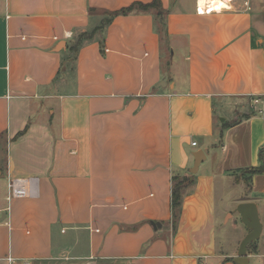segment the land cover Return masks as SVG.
Masks as SVG:
<instances>
[{"label": "crops", "instance_id": "1", "mask_svg": "<svg viewBox=\"0 0 264 264\" xmlns=\"http://www.w3.org/2000/svg\"><path fill=\"white\" fill-rule=\"evenodd\" d=\"M135 1L151 0H0V264H237L217 178L244 187L225 224L240 202L264 210V172H245L264 146V5L161 0L166 43L139 11L73 51ZM199 149L174 225L171 178ZM9 178L31 194L9 196Z\"/></svg>", "mask_w": 264, "mask_h": 264}, {"label": "rangeland", "instance_id": "2", "mask_svg": "<svg viewBox=\"0 0 264 264\" xmlns=\"http://www.w3.org/2000/svg\"><path fill=\"white\" fill-rule=\"evenodd\" d=\"M255 2L258 7L264 5V0H253V3ZM226 179L222 177L217 178V236L219 239V243H225L224 245H222V248L225 251H228L230 249L235 250V248L238 247L241 239L247 233V228L245 224L241 221L240 215L235 210L238 204L233 207L230 212H228L227 220H230V222L228 224H225L224 213L226 209V195L227 200L230 203L231 201L240 197L244 193L243 186L236 185L233 183L228 184ZM4 186L5 175H0V189H2V187L4 188ZM262 204L263 202L259 201V205L261 207L263 206ZM230 206L233 205L230 204ZM259 218L261 223L264 224V210L259 213ZM257 246L260 253L257 259L261 262V264H264V230L263 234L259 238H257L256 241L249 244V246L247 247V253L250 251L256 253L257 251L254 248H256ZM254 261L255 260L253 258L251 264H256Z\"/></svg>", "mask_w": 264, "mask_h": 264}, {"label": "trees", "instance_id": "3", "mask_svg": "<svg viewBox=\"0 0 264 264\" xmlns=\"http://www.w3.org/2000/svg\"><path fill=\"white\" fill-rule=\"evenodd\" d=\"M151 12L154 19L155 29L159 33L160 39L163 43L167 42V33H166V14L167 10L162 7L161 0H151L150 2H140L135 1L130 5L123 7L119 10L110 11L106 13L102 19L101 24L91 31H85L78 34L77 38L74 41L72 46L73 51L75 52L77 48L82 44L85 39H89L93 36V33L96 32L98 28H103L104 25L111 22L113 17L117 14H127L130 12ZM102 47V42H100ZM74 54V53H73ZM253 114V113H250ZM249 116V115H248ZM264 118V114L262 115ZM259 160L261 164L256 167L248 169L247 172L249 175L262 173L264 172V146L259 150ZM171 213H172V223L176 225L177 220L180 215L181 202L183 198V193L187 184H192L193 181L179 173H173L171 178Z\"/></svg>", "mask_w": 264, "mask_h": 264}, {"label": "water", "instance_id": "4", "mask_svg": "<svg viewBox=\"0 0 264 264\" xmlns=\"http://www.w3.org/2000/svg\"><path fill=\"white\" fill-rule=\"evenodd\" d=\"M164 84V82H161ZM223 120V118H221ZM193 165L189 168V173L192 175L198 171L200 163L205 159V152L201 149L193 152ZM236 211L239 213L241 221L245 224L247 228V233L241 239L237 255L233 258V261L237 264H250L249 256L247 253V247L252 242L259 238L262 230V223L259 218L258 208L253 201H244L238 203L236 206Z\"/></svg>", "mask_w": 264, "mask_h": 264}, {"label": "built area", "instance_id": "5", "mask_svg": "<svg viewBox=\"0 0 264 264\" xmlns=\"http://www.w3.org/2000/svg\"><path fill=\"white\" fill-rule=\"evenodd\" d=\"M210 0H207V2L205 3V5L203 7H201L202 9H200V6H197V11L198 12H210L212 10L215 9H219L221 7L212 9V7L209 6ZM191 144L194 146L196 145V141H192ZM8 193L9 196L11 197H21V196H25V195H29L32 192V187L28 184L25 183L24 179L21 178H9L8 179ZM198 264H207V262L205 261H200Z\"/></svg>", "mask_w": 264, "mask_h": 264}, {"label": "bare ground", "instance_id": "6", "mask_svg": "<svg viewBox=\"0 0 264 264\" xmlns=\"http://www.w3.org/2000/svg\"><path fill=\"white\" fill-rule=\"evenodd\" d=\"M223 1H225V0H223ZM205 2H206V0H199L200 9H202L201 7H203L205 5ZM209 2H210V4H209L210 7H214L218 3L217 0H210Z\"/></svg>", "mask_w": 264, "mask_h": 264}]
</instances>
